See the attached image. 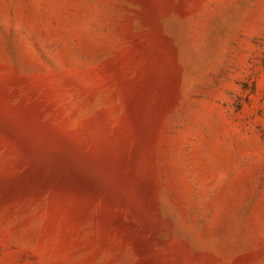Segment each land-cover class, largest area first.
Returning <instances> with one entry per match:
<instances>
[{"label": "rangeland", "instance_id": "1", "mask_svg": "<svg viewBox=\"0 0 264 264\" xmlns=\"http://www.w3.org/2000/svg\"><path fill=\"white\" fill-rule=\"evenodd\" d=\"M0 264H264V0H0Z\"/></svg>", "mask_w": 264, "mask_h": 264}]
</instances>
